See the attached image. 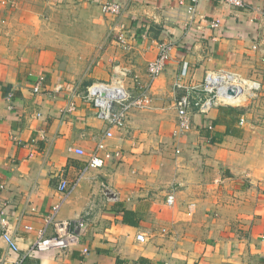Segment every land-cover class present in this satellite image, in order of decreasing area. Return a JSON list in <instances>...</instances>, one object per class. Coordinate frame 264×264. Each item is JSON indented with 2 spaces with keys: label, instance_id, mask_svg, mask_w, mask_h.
Returning a JSON list of instances; mask_svg holds the SVG:
<instances>
[{
  "label": "crops",
  "instance_id": "obj_1",
  "mask_svg": "<svg viewBox=\"0 0 264 264\" xmlns=\"http://www.w3.org/2000/svg\"><path fill=\"white\" fill-rule=\"evenodd\" d=\"M108 1L123 6L120 16L103 13ZM246 2L201 0L190 21L191 0H0V212L20 250L0 227V264H264V0ZM163 42L174 47L150 89L154 108L131 112L105 141L100 155L111 158L85 170L107 124L78 97L64 113L71 94L118 71L138 93ZM185 63L189 84L214 70L262 83L237 135H226L227 107L193 109L190 131L175 133ZM62 178L77 185L56 218L86 223L80 244L26 257L63 197Z\"/></svg>",
  "mask_w": 264,
  "mask_h": 264
},
{
  "label": "built area",
  "instance_id": "obj_2",
  "mask_svg": "<svg viewBox=\"0 0 264 264\" xmlns=\"http://www.w3.org/2000/svg\"><path fill=\"white\" fill-rule=\"evenodd\" d=\"M229 6L237 8H245L247 6L246 0H222ZM201 0H191L187 14L189 20H193L197 14L198 5ZM102 11L105 14L113 16H120L123 12V6L117 2L108 1L102 5ZM220 23L215 21L211 23L212 28H217ZM115 39L122 46L126 45V29L123 25L119 26ZM173 44L163 42L158 44V56L155 60L151 61L148 65L149 84H137L139 92L133 94L127 85V74L116 72L111 77L110 82H95L91 84L86 90L78 95H72L69 106L64 113H72L77 109L75 98L78 97L86 104H89L94 110L97 119L102 123L107 124V129L104 130V135L98 141V144L87 163V169L102 168L108 159L111 158L110 154L105 156L100 155L101 152L106 150L107 139L114 138L113 130H123L126 126L128 116L133 111H149L154 108L153 99L150 94V89L153 82L162 75L166 66L171 58V51ZM189 75V68L187 63L182 67L181 73L177 76L174 83V90L178 93L175 100V109L178 117L176 134L189 132L192 128L191 113L196 110L198 113L207 116L214 109L220 107L242 108L249 102L256 100L262 92V83L255 79H249L240 73L228 70H214L206 73L203 81L199 84H189L186 78ZM41 81L37 82L34 91L39 93L41 90ZM245 119H240V125H245ZM213 126L209 129L213 130ZM120 158V154H115ZM86 171H84L85 173ZM83 177V175H82ZM58 189L63 195L60 203L54 206L52 212L45 219V228L38 234V238L32 247L29 249L26 257L32 256L36 253L47 251H60L69 250L78 247L81 241L82 233L86 229V223L83 220L69 221L57 220L56 215L63 201L75 189L76 183L71 185L68 180L62 178L58 183ZM108 194H113L110 189L105 186ZM114 197V194L111 196ZM170 206L175 204V196L170 195L167 199ZM8 218L5 211L0 212V227L2 229V236L5 243L11 251L18 252L19 247L16 239L12 237L8 231ZM49 226L53 227V234L47 235ZM137 240L140 243H145L147 238L144 234H139ZM263 253L262 259L264 263V236L262 237ZM87 248L82 250L83 254H87ZM25 258L18 260L14 263L6 264H22ZM5 264V263H4Z\"/></svg>",
  "mask_w": 264,
  "mask_h": 264
},
{
  "label": "trees",
  "instance_id": "obj_3",
  "mask_svg": "<svg viewBox=\"0 0 264 264\" xmlns=\"http://www.w3.org/2000/svg\"><path fill=\"white\" fill-rule=\"evenodd\" d=\"M227 109H228V114L231 115L232 119L229 121L228 128H226L227 129L226 135H237L238 130L234 125L236 122L238 123L240 122V118L243 116L244 112L241 108L227 107ZM214 124H216V122H214Z\"/></svg>",
  "mask_w": 264,
  "mask_h": 264
},
{
  "label": "rangeland",
  "instance_id": "obj_4",
  "mask_svg": "<svg viewBox=\"0 0 264 264\" xmlns=\"http://www.w3.org/2000/svg\"><path fill=\"white\" fill-rule=\"evenodd\" d=\"M258 99V98H257ZM256 99V100H257ZM256 100H254V101H252V102H249L245 107H246V109H245V107H242L241 109L244 111V112H247L248 111V113H249V111H250V109L248 110L247 108H251V105H253V103L256 101ZM245 109V110H244ZM246 124V123H245Z\"/></svg>",
  "mask_w": 264,
  "mask_h": 264
}]
</instances>
